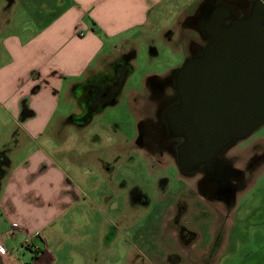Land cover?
<instances>
[{
	"label": "rangeland",
	"instance_id": "374dc122",
	"mask_svg": "<svg viewBox=\"0 0 264 264\" xmlns=\"http://www.w3.org/2000/svg\"><path fill=\"white\" fill-rule=\"evenodd\" d=\"M199 1L181 0V9ZM22 11L18 16H26ZM175 12L125 43L129 73L117 102L85 129L46 147L64 159L79 196L52 225L62 235L58 246L50 244L48 264H264V124L219 155L229 169L227 199L206 192L209 184L218 187L203 180L209 165L186 174L167 143L162 150L157 143L136 145L140 118L155 120L157 109L146 79L170 75L188 58L191 43H203L194 26L177 27ZM10 126L0 112V146ZM21 241L9 247L24 259L31 250Z\"/></svg>",
	"mask_w": 264,
	"mask_h": 264
},
{
	"label": "crops",
	"instance_id": "0c3cea01",
	"mask_svg": "<svg viewBox=\"0 0 264 264\" xmlns=\"http://www.w3.org/2000/svg\"><path fill=\"white\" fill-rule=\"evenodd\" d=\"M210 3L186 10L181 0H0V112L11 123L0 146V264H27L29 257L48 264L51 242L60 243L61 228L52 225L79 196L64 159L46 147L85 129L118 97L87 114L82 86L110 74L127 54L125 43L171 10L177 27L189 29L202 9L206 16L220 10L205 7ZM151 77L162 76L146 81ZM19 237L31 250L24 259L9 247Z\"/></svg>",
	"mask_w": 264,
	"mask_h": 264
},
{
	"label": "water",
	"instance_id": "95a60500",
	"mask_svg": "<svg viewBox=\"0 0 264 264\" xmlns=\"http://www.w3.org/2000/svg\"><path fill=\"white\" fill-rule=\"evenodd\" d=\"M204 32L209 42L201 54L176 71L180 101L169 109L168 124L182 139L180 170L209 165L208 179L222 187L229 169L220 153L264 124V16H207Z\"/></svg>",
	"mask_w": 264,
	"mask_h": 264
},
{
	"label": "flooded vegetation",
	"instance_id": "af4514ba",
	"mask_svg": "<svg viewBox=\"0 0 264 264\" xmlns=\"http://www.w3.org/2000/svg\"><path fill=\"white\" fill-rule=\"evenodd\" d=\"M205 7L210 9L219 8L220 10L217 13H213L214 16L245 18L250 16L252 12H255L257 16H264V0H213V4L210 3L205 5ZM226 9H228L230 13H227ZM207 16L203 14L202 9L200 15L195 16V18L190 21V25L194 26L199 35L203 38V43H191L187 48L189 53L188 58L200 55L206 44L209 42V36L204 32V25ZM231 19L232 18L224 19V24H228ZM130 58L131 55H124L118 60V62H116L110 74L99 76L96 80L88 81L82 86L83 89L81 96L87 114L98 109V107H101L106 102L110 101V99L112 100V97L118 94L121 88V83L124 82V75L127 72ZM177 70L168 76H162L160 78L151 77L147 80L152 95L156 97L155 102L157 109L155 120L150 116L142 117L139 120V135L136 140L137 147L150 148L154 146L153 144L157 143L158 146L154 147H159V149L162 150L163 144L167 143L168 149L176 155L177 146L182 139L172 136L173 131L168 124V119L170 118V112L168 111L180 101L179 93L176 89L178 83L176 77ZM205 167L206 165H201L198 167V170L206 169ZM209 175L208 172H205L203 180L205 177L208 178ZM227 184L228 181H226V184L222 187H215L216 189H213L212 185L209 184L211 188L209 187V189H206V192L210 194H218L227 199Z\"/></svg>",
	"mask_w": 264,
	"mask_h": 264
},
{
	"label": "trees",
	"instance_id": "16d2710c",
	"mask_svg": "<svg viewBox=\"0 0 264 264\" xmlns=\"http://www.w3.org/2000/svg\"><path fill=\"white\" fill-rule=\"evenodd\" d=\"M128 70H129V69H128ZM128 73H129L128 71L125 73V75H124L125 78L127 77L126 75H127ZM124 81H125V80H124ZM121 84H122V83H121Z\"/></svg>",
	"mask_w": 264,
	"mask_h": 264
}]
</instances>
